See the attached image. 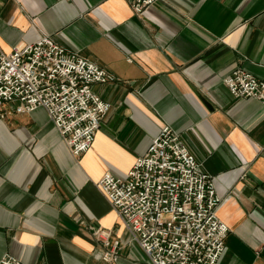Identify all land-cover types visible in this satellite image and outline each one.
Listing matches in <instances>:
<instances>
[{"label":"crops","instance_id":"crops-1","mask_svg":"<svg viewBox=\"0 0 264 264\" xmlns=\"http://www.w3.org/2000/svg\"><path fill=\"white\" fill-rule=\"evenodd\" d=\"M44 34L117 77L93 85L112 109L80 158L43 108L0 120V259L109 264L120 240L111 264H147L98 182L127 177L170 125L222 197L218 264H264V105L224 83L237 67L264 79V0H159L142 16L127 0H0L5 52Z\"/></svg>","mask_w":264,"mask_h":264},{"label":"built area","instance_id":"built-area-1","mask_svg":"<svg viewBox=\"0 0 264 264\" xmlns=\"http://www.w3.org/2000/svg\"><path fill=\"white\" fill-rule=\"evenodd\" d=\"M127 1L142 16L159 0ZM115 82L113 73L48 34L11 52L0 47V120L43 108L72 155L80 158L112 109L93 85ZM224 83L233 97L254 98L264 105V79L237 67ZM98 186L147 264H218L225 252L230 227L217 214L222 197L213 177L170 125L136 159L127 177L108 172ZM93 234L105 246L111 244L110 229L95 228ZM120 244L114 241L100 258L116 261ZM0 264L24 263L7 253Z\"/></svg>","mask_w":264,"mask_h":264}]
</instances>
